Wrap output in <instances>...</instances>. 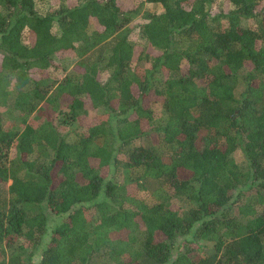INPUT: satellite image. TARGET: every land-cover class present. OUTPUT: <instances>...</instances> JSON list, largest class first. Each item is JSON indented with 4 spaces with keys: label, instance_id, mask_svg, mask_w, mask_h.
Here are the masks:
<instances>
[{
    "label": "trees",
    "instance_id": "trees-1",
    "mask_svg": "<svg viewBox=\"0 0 264 264\" xmlns=\"http://www.w3.org/2000/svg\"><path fill=\"white\" fill-rule=\"evenodd\" d=\"M35 256L264 264V0H0V264Z\"/></svg>",
    "mask_w": 264,
    "mask_h": 264
},
{
    "label": "rangeland",
    "instance_id": "rangeland-1",
    "mask_svg": "<svg viewBox=\"0 0 264 264\" xmlns=\"http://www.w3.org/2000/svg\"><path fill=\"white\" fill-rule=\"evenodd\" d=\"M38 6H42V3H41V2L38 3ZM146 10H156V11H160L161 8H160L159 6H154V5H152V4H144L142 12H140V13H139V14L133 19V22L131 23V25L134 26V23H135L136 21H140V19H141V17H142V13H143L144 11H146ZM132 37L136 39V42L141 41V38L139 37V28H138V27L132 28ZM65 66L67 67V70H66V71H64V72H61V71H58V72H57V71H55V72H54V75H56V77H58V78L63 77V76L69 71V69H70V63H67ZM242 89H243V85H242V84H239L238 87H237V89H236L237 95H239V93L241 92ZM61 129H62V131L64 132V131H67V130H68V127L63 126ZM234 157H235V159H236L237 161H241V160L243 159L242 154H241V152H240L239 150L235 151V153H234ZM3 192L5 193V191H3ZM239 203H240V202H239ZM239 203H236V204L233 206V208H232L231 210H234L235 207H236ZM59 219H60L59 217L52 216V217L50 218V221H51L50 224H52V225L55 224ZM187 238H188V237H187ZM179 241H181V239H179ZM175 253H176V250L174 251V255H175ZM37 259H38V256H35V257L33 258V262H34V264H36ZM106 263H107V261L104 260L103 264H106Z\"/></svg>",
    "mask_w": 264,
    "mask_h": 264
}]
</instances>
